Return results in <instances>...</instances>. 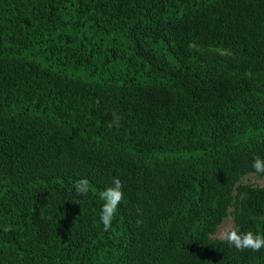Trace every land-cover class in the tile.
I'll return each mask as SVG.
<instances>
[{"label": "trees", "instance_id": "16d2710c", "mask_svg": "<svg viewBox=\"0 0 264 264\" xmlns=\"http://www.w3.org/2000/svg\"><path fill=\"white\" fill-rule=\"evenodd\" d=\"M255 156L264 0H0V264H264Z\"/></svg>", "mask_w": 264, "mask_h": 264}, {"label": "clouds", "instance_id": "9594fccd", "mask_svg": "<svg viewBox=\"0 0 264 264\" xmlns=\"http://www.w3.org/2000/svg\"><path fill=\"white\" fill-rule=\"evenodd\" d=\"M111 126L110 124L109 127ZM251 166L257 174L264 175V157L255 156ZM123 187L124 185L119 176H114L111 180V186L99 192V199L102 201L99 223L102 224L104 232H108L113 226L118 206L124 199ZM75 189L81 194L88 192L89 181L81 179L75 185ZM224 239L229 247H234L240 251L249 249L253 252H258L264 248V234L251 230L242 231L239 227L227 231Z\"/></svg>", "mask_w": 264, "mask_h": 264}, {"label": "rangeland", "instance_id": "374dc122", "mask_svg": "<svg viewBox=\"0 0 264 264\" xmlns=\"http://www.w3.org/2000/svg\"><path fill=\"white\" fill-rule=\"evenodd\" d=\"M242 182L245 184L264 187V178H260L256 175H248L245 178H243ZM234 228H235L234 219L232 216H229L219 227L217 234L214 235L213 238L224 239L226 232Z\"/></svg>", "mask_w": 264, "mask_h": 264}]
</instances>
